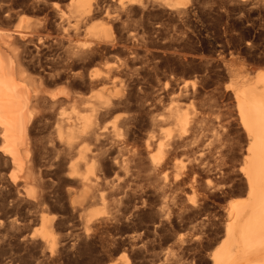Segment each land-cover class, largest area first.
<instances>
[{"label":"rangeland","instance_id":"rangeland-1","mask_svg":"<svg viewBox=\"0 0 264 264\" xmlns=\"http://www.w3.org/2000/svg\"><path fill=\"white\" fill-rule=\"evenodd\" d=\"M184 2L178 10L155 2L127 15L109 6L77 23L68 0H0V27L11 29L23 13L37 21L36 28L30 23L31 39L20 41L22 61L44 75L45 88H68L71 74H83V81L69 86L73 105L35 106L29 186L9 180L0 153V264H211L227 204L243 195L246 141L233 91L264 71V0ZM90 22L104 29L102 50L71 62L66 41L55 44V35L65 29L77 43L93 47L95 40L82 32ZM94 72L99 76L90 82ZM105 99L112 103L101 111L102 143L74 133L67 145L68 126H59L63 133L57 134L60 112L92 118ZM168 108L186 114V144L189 139L193 146L176 153L179 166L170 168L166 191L175 194L164 197L134 152L151 132L150 116ZM173 127L166 121L156 131ZM203 145L210 147L208 166H198L195 182L189 176L171 185ZM82 175L96 185L86 188ZM42 217L51 222L52 247L38 237Z\"/></svg>","mask_w":264,"mask_h":264},{"label":"bare ground","instance_id":"bare-ground-1","mask_svg":"<svg viewBox=\"0 0 264 264\" xmlns=\"http://www.w3.org/2000/svg\"><path fill=\"white\" fill-rule=\"evenodd\" d=\"M155 2L174 10L183 8L185 5L184 0H68V6L69 13L78 23L91 20L95 14L102 12V8L108 9L109 6H114L119 12L127 15L132 10L142 11L147 5H153ZM53 4L56 7V4ZM61 14L64 15L63 12ZM30 23L31 16L23 13L17 16L11 29L0 27V153L7 158L6 168L9 171V180L12 183L19 181L23 186H29L33 176L31 126L36 113L35 106L38 104L43 105L46 101L51 102L50 104L46 103L49 107L51 104L60 103V101H62V104L69 102V105H73L75 95L69 89V86L77 83V80L83 81V74L76 72L68 77L70 85L65 83L68 88L66 86L60 88L49 87L48 89L44 87L45 83L43 81L47 80H43L44 75L42 74L41 77L39 73L31 72L24 65V60L22 61L21 47L24 44L22 45L20 41L24 42V39L31 36L33 32L31 25H34V23H31V25ZM36 26L34 25L35 28ZM73 28L75 34H77V26ZM82 32L95 40L93 47H89L85 42L77 43L65 29L62 30L61 34L55 35L56 37L53 40L57 45H61L62 41H66L71 62L84 60L90 53L102 50V36L105 32L99 23L90 22L84 25ZM56 74H59V72ZM46 76H49V73ZM98 76L99 74L94 72L88 75L87 78L91 82ZM233 98L237 120L246 141L240 166L244 178V189L242 191L243 195L231 199L227 204L221 236L218 245L210 253V260L211 264H264V71L256 74L253 78L242 79L233 91ZM125 101V99H119L117 102L123 103ZM139 101L140 99H138ZM110 103L112 102L108 99L100 100L99 107L94 109L95 112L92 118L89 115H77L71 118L63 110L62 113L60 112V117H56L57 134L62 135L63 131L59 126L65 124L68 126L65 138L67 145H70L69 139L74 133H78L81 137H90L97 143H102L104 131L102 125L99 124L101 111ZM167 110V113L159 116H154L153 111L149 110L153 113L149 118L151 132L142 141V144L140 143L141 146L138 145L135 148L134 152L138 166L146 171V175L152 179L150 183H152L154 189L160 190L166 196L170 193L175 194L172 191H168L170 193L166 191L168 189L167 176L170 168L179 166L178 162L175 161L176 153L186 151L193 146V144L188 143L189 139L187 144L190 147H187L186 144V135H188L185 130L186 114L178 108H168ZM166 121H171L174 127L159 129L160 131L157 132L156 127H161V124ZM191 122V125L194 126L195 120L193 119ZM154 131L157 133L155 134ZM173 131L175 134H173ZM209 151L210 147L203 145L197 151L198 153L196 152L197 156L193 157L191 152L189 156L191 155L193 159L189 162L188 167L183 165V169L173 178L171 185H181L189 176L192 179L190 180L194 181L197 170L199 171L201 167L208 166L207 153ZM143 153H145L144 156ZM214 153L217 157L223 154L220 148H216ZM208 155L210 154L208 153ZM198 166L199 169H197ZM71 173L77 176L74 168L71 169ZM80 179L86 188H92L96 185V180H89L85 175L80 176ZM161 195L158 194V197H161ZM176 197L175 200L172 199V203L178 201ZM160 199H163V197ZM163 200L162 202L166 201ZM38 237L45 240L50 247L54 245L51 222L45 217L41 218V229Z\"/></svg>","mask_w":264,"mask_h":264}]
</instances>
